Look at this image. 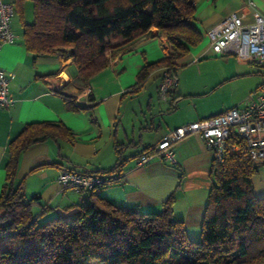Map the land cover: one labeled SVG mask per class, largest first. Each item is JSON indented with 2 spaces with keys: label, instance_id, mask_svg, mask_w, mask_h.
<instances>
[{
  "label": "crops",
  "instance_id": "0c3cea01",
  "mask_svg": "<svg viewBox=\"0 0 264 264\" xmlns=\"http://www.w3.org/2000/svg\"><path fill=\"white\" fill-rule=\"evenodd\" d=\"M248 1H195L193 25L202 40L177 61V86L165 100L158 95L165 68L155 69L137 88L142 68L171 54L163 31L152 28L149 35L127 43L118 39L117 46L105 54L108 66L83 85L72 58L58 53L35 57L25 49L22 35L17 41L12 27L15 41L0 50V67L14 74L9 88L15 100L11 109H0V193L9 143L27 124L61 123L74 141L48 139L31 145L19 156L15 176V184L24 183L28 198L38 196L41 205L47 207V218L71 216L88 203L87 194L64 189L57 182L61 170H111L117 164L118 144L124 163L99 195L117 207L149 212L158 210L174 193L173 219L184 224L189 239L198 240L213 161L204 142L196 134L178 140L173 147L175 164L154 158L138 167L135 160L172 130L257 99L262 78L256 64L234 55L214 56L206 37L207 31L231 13L244 12L250 19ZM251 1L255 11L264 16V0ZM173 96L177 98L172 102ZM172 104L175 108L170 110ZM255 165L252 187L255 196L264 199V159Z\"/></svg>",
  "mask_w": 264,
  "mask_h": 264
},
{
  "label": "trees",
  "instance_id": "16d2710c",
  "mask_svg": "<svg viewBox=\"0 0 264 264\" xmlns=\"http://www.w3.org/2000/svg\"><path fill=\"white\" fill-rule=\"evenodd\" d=\"M26 1L32 3L33 20L26 23L21 19L25 49L35 57L58 53L72 58L83 85L108 66L105 54L117 46L118 39L127 43L149 35L152 28L167 36L171 54L142 68L137 75L138 89L158 68H166L175 78L177 61L202 40L193 25L196 0H13L21 18ZM172 98L173 102L177 97ZM174 108L172 104L170 110ZM48 139L74 141L61 123L43 122L25 125L8 145L0 193V264L264 262V199L257 198L252 187L257 167L245 141L231 135L227 144L238 146V154L226 156L222 163L212 161L200 238L194 241L184 224L173 219L174 193L158 210L149 212L117 207L99 195L124 163L118 144L117 164L111 170L90 173L108 182L86 193L88 203L71 216L47 218V207L38 196L28 198L24 183L15 184V176L19 156ZM153 150L149 146L141 154Z\"/></svg>",
  "mask_w": 264,
  "mask_h": 264
},
{
  "label": "built area",
  "instance_id": "2783aa9c",
  "mask_svg": "<svg viewBox=\"0 0 264 264\" xmlns=\"http://www.w3.org/2000/svg\"><path fill=\"white\" fill-rule=\"evenodd\" d=\"M248 7L252 10L250 19L244 12L231 13L215 28L207 31L206 37L214 56L234 55L256 64L262 78L257 99L244 107H232L218 115L172 130L160 139L151 154L138 156L135 160L136 166H145L154 158L175 164L174 144L191 134L199 136L212 153L213 160L219 163H222L226 156L239 152L238 146L227 144L231 135L246 142L253 162L264 159V16L255 11L251 0L248 1ZM14 13L12 4L0 0V50L16 39L12 30ZM13 78L14 74L6 73L0 67V109L9 110L14 106L15 100L9 88ZM176 86V79L165 68L158 88L159 98L165 100ZM57 182L64 189L86 194L108 181L95 174L63 169L57 177Z\"/></svg>",
  "mask_w": 264,
  "mask_h": 264
},
{
  "label": "rangeland",
  "instance_id": "374dc122",
  "mask_svg": "<svg viewBox=\"0 0 264 264\" xmlns=\"http://www.w3.org/2000/svg\"><path fill=\"white\" fill-rule=\"evenodd\" d=\"M9 2H10V4L14 5L13 0H9ZM25 4H26V7H25L26 10H23L22 18L16 12L14 13V16L12 18V27H13V29L16 30V32L18 34L17 41H19L21 39V35H22V32H21V29H22L21 19L23 21H32L33 20V7H32V3L30 1H26ZM192 64H194V63H191V65ZM87 264H100V263H98L97 261H91V262H88Z\"/></svg>",
  "mask_w": 264,
  "mask_h": 264
}]
</instances>
